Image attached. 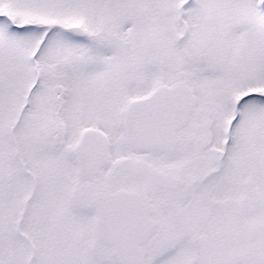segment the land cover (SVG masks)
<instances>
[{"label":"snow or ice","instance_id":"obj_1","mask_svg":"<svg viewBox=\"0 0 264 264\" xmlns=\"http://www.w3.org/2000/svg\"><path fill=\"white\" fill-rule=\"evenodd\" d=\"M0 264H264V0H0Z\"/></svg>","mask_w":264,"mask_h":264}]
</instances>
